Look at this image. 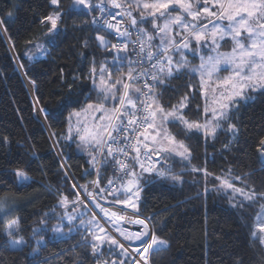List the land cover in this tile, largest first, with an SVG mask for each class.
I'll use <instances>...</instances> for the list:
<instances>
[{
	"label": "trees",
	"instance_id": "trees-1",
	"mask_svg": "<svg viewBox=\"0 0 264 264\" xmlns=\"http://www.w3.org/2000/svg\"><path fill=\"white\" fill-rule=\"evenodd\" d=\"M93 2L98 4L99 0ZM58 11L62 16L53 38L48 32L50 23L41 21ZM9 12L13 13L11 17ZM96 14L87 8H73V0H60L59 8L51 0H0V20L5 22L0 25V196L6 194L15 208L11 216H0V264H97L88 246L100 244L89 234L95 231L87 223L93 216L78 200L77 192L97 179V173L91 155L76 152L75 136L73 140L65 139L68 112L72 109L58 108L69 87L80 98L76 110L85 106L86 98L96 99L97 86L87 79L93 62L97 67L104 65L114 79L119 75L116 68L120 65L114 59L117 53L105 50L96 40L97 35H107L92 25ZM108 39L115 43L112 36ZM227 45L230 43L221 50L230 48ZM128 55L132 57L130 47ZM126 71L127 64L123 62L121 72ZM25 81L31 85L32 95ZM158 94L165 107L177 104L187 94V117L204 119L205 99L195 75L181 71L161 85ZM247 95L252 99L239 101L229 119L221 122L215 139L205 140L199 134L188 139L179 134L191 150V162L174 156L158 163L157 168L170 169L182 177L180 181L163 180L155 173L143 174L139 179L142 190L135 213L167 241L165 249L149 251L148 264H264V249L251 235L261 211L259 204L234 208L233 197L238 194L222 186V180H228L236 187L254 186L264 191V161L258 150L264 139V92ZM36 109L44 123L37 119ZM229 123L236 127L235 137ZM129 167L140 174L135 162ZM17 168L24 169L31 179L21 183L14 173ZM193 168L202 171H192ZM114 173L118 175L109 158L99 177L100 188L107 187ZM105 194L114 200L107 191ZM127 195L122 194L120 199ZM63 197H67V208L59 203ZM81 213L84 224L80 223ZM69 214L77 217L72 224L66 218ZM17 217L20 230L14 235L25 245L10 249L6 222ZM58 225L63 226L65 235L53 233V227ZM99 251L103 254L101 264L104 260L109 264L112 260L117 264L120 260L125 264L133 262L128 251L125 257L120 249L106 242Z\"/></svg>",
	"mask_w": 264,
	"mask_h": 264
},
{
	"label": "snow or ice",
	"instance_id": "snow-or-ice-1",
	"mask_svg": "<svg viewBox=\"0 0 264 264\" xmlns=\"http://www.w3.org/2000/svg\"><path fill=\"white\" fill-rule=\"evenodd\" d=\"M51 3L57 8L60 6V0H51ZM202 3L203 7L201 0H152V2L123 0V3L120 0H107V5L111 8L122 9L118 15L125 17L129 22V26L121 29L109 22L108 18H115L117 14L109 11L105 0H99L98 4L93 0H73V8L83 6L91 12L99 10L102 16L94 17L93 24L103 22L109 29L114 30L117 43H111L108 39L112 35L111 32L107 35H97L96 40L105 50H115L117 55L114 59L120 66L116 68L119 75L114 79L113 73L104 65L97 67L93 62L87 79L91 80L94 86L98 81L100 87L96 88V99L86 98L85 106L80 110H76L80 98L69 87L68 94L62 97L58 105L60 111L72 109L68 112V135L65 139L73 140L75 132V139L80 142V146L89 151L91 163L97 173V180L92 182L96 187H100L99 177L105 170L108 159H111L116 172L123 174V179L114 173V179H110L107 187L100 188V191H107L108 195L114 197L113 203L132 208L134 212L137 211L135 201L139 200L142 190L139 179L144 172H154L163 180L182 179L170 169L155 166L161 161L167 162L174 156L180 157L182 161L191 162V150L185 140L179 138L180 133L188 139L192 138L193 134L202 135L205 140L215 139L217 129L222 126L221 122L229 119V113L239 106V101L252 99L247 95L248 92H264V0H202ZM209 3L217 10L212 11L208 7ZM147 10H151L147 14L154 18L150 21L155 29L154 33L143 26ZM133 11L139 12V20L133 15ZM12 15V12L8 13L9 17ZM61 16L62 13L58 11L41 21L50 23L48 32L53 38L58 34L57 22ZM213 17L215 19H212ZM161 20L162 23L159 22ZM223 21L227 23H222ZM4 23L0 20V25ZM133 35L136 36L135 40L131 39ZM157 38L159 43L154 44L153 41ZM226 38H230L232 43L230 52L220 51L223 46L221 41H225ZM130 45L135 60L127 54ZM37 47L47 51L42 45ZM204 49H208V52L205 53ZM121 52L125 55H119ZM185 52L200 56L199 66L190 70L200 74L202 94L205 96L203 120L187 117L184 112L189 103L187 94L171 107H165L160 102L161 96L158 94L160 86L178 76L182 69L189 68ZM176 54H179V59H175ZM124 61H128L126 73L121 72ZM221 65L227 66L225 70L230 74L214 81L216 74L221 71ZM213 83L215 87L212 86ZM221 86H224L223 90L217 93L216 89ZM109 101L112 102L111 106L108 104ZM89 111L100 113L98 117L93 116L90 125L83 123L81 119L82 113ZM41 112L46 110L41 109ZM45 118H48L47 115ZM74 118L75 125L72 123ZM228 128L235 137L237 132L235 125L229 123ZM172 129H178V132ZM261 144L264 145V139L261 140ZM258 150L264 156V149ZM133 152L135 156L131 155ZM97 156L101 157L99 161ZM141 156L144 158L141 159ZM152 156L156 157L155 161L152 160ZM133 162L139 165L141 170L139 175L134 167H129ZM97 163L100 164L99 168L96 167ZM192 171L202 169L193 168ZM203 171L207 174L206 169ZM14 173L21 183L31 179L22 168L15 169ZM235 179L243 181L241 177ZM117 182H120L119 188L116 187ZM222 186L238 194L233 197L232 207L244 209L246 204L258 203L261 212L257 220H264V191H257L254 186L236 187L228 180H222ZM83 187L88 195H93L87 186ZM126 193L132 195L120 199V196ZM59 203L67 208V197L60 199ZM97 207L109 222L113 223L115 230L120 232L124 240L139 242L133 250L141 257L143 264H148L145 253H149L150 250L160 251L167 247V241L160 239L144 219L135 220V223L142 226V231L128 234L115 225V221L125 219L120 210L102 207L98 202ZM14 211L10 198L6 194L0 196V214L9 217ZM83 215L80 214L81 224L85 223ZM66 218L69 224L77 219L70 214ZM41 222L45 223L43 220ZM87 223L95 229L89 234L95 241L100 242L88 245L96 257L97 264H101L100 258L103 254L99 249L105 242L120 249L121 255L127 256L128 246L106 232L103 226L95 222V217ZM19 230V218L11 219L5 229V235L9 237V242L13 246L24 243L22 239L15 238L14 234ZM52 231L65 235L62 225L53 227ZM258 231L264 234V223H259ZM97 232L103 235H98ZM251 235L254 240L258 239L259 243L264 245V235L258 237L256 231ZM103 264H109V261L104 260ZM110 264H117V261L112 260ZM119 264H125V260H120ZM133 264H140V260H133Z\"/></svg>",
	"mask_w": 264,
	"mask_h": 264
},
{
	"label": "built area",
	"instance_id": "built-area-1",
	"mask_svg": "<svg viewBox=\"0 0 264 264\" xmlns=\"http://www.w3.org/2000/svg\"><path fill=\"white\" fill-rule=\"evenodd\" d=\"M106 5H107V3H106ZM107 6H108L110 12H112L114 14H117V15H115V18H111V17L108 18L110 23H112L114 25H117L121 29L125 28L126 26H129V22L127 21V19L125 17L121 16V15H118V13H120L122 11V9L111 8L110 5H107ZM101 16H102V14L99 12V10H97V14H96L95 17L99 18ZM92 25L95 26L96 28L106 32L107 34L111 32L112 33L111 36L115 39L116 33L114 32V30L109 29L107 27V24L101 22V23H98V24H93L92 23ZM131 39L135 40L136 36L133 35L131 37ZM117 42H118L117 39H115V43H117ZM129 47H130V51H131V54H132L131 45ZM132 57H133V60L136 59V57L133 54H132ZM143 151H144V149L142 148V152ZM143 158L144 157L141 156V159H143ZM152 160L155 161L156 157L152 156ZM157 165H158V163L155 166L157 167ZM143 174L152 175V174H154V172L153 173L144 172ZM117 176H120L121 179H123V174L122 173L118 172ZM129 179H131V178H129ZM95 180H97V179H93L92 181H89V182H87L84 185V186L88 187L89 191L91 193H93V195L92 196L88 195V193H86L84 191V188H83L82 191L77 189L78 197H79L78 200L83 202L88 207V209L97 216V218H98V220L100 222L104 221L105 223L107 222V223H109V224H111L113 226V223L109 222L108 218L104 215V213H102L100 211V208L97 207V202L102 207L109 208V209H112V210H120L121 214L125 215V219L123 221H115V225L118 226L125 233L131 234V233H135L137 231H142L143 230L142 226L137 224V223H135V220L137 218H139V219H144L147 223H148V221L144 217H142V216L138 215L137 213L133 212L131 209L125 208L122 204L113 203V200H111L105 194V191L101 192L100 191V187H96L92 183ZM116 185L120 187V182H117ZM91 202L95 204V207H93L91 205ZM148 225H149V223H148ZM149 227H150V225H149ZM150 229H151V227H150ZM124 244L128 246L127 251L132 256L133 260H140V264H143V260H141V257L137 254L136 251L133 250L134 247H136L139 244V242L136 243V244H127V243L124 242ZM148 254L149 253H145L144 255L148 257ZM132 264H133V262H132Z\"/></svg>",
	"mask_w": 264,
	"mask_h": 264
},
{
	"label": "rangeland",
	"instance_id": "rangeland-1",
	"mask_svg": "<svg viewBox=\"0 0 264 264\" xmlns=\"http://www.w3.org/2000/svg\"><path fill=\"white\" fill-rule=\"evenodd\" d=\"M120 2L121 3H123V0H120ZM147 2H152V0H147ZM107 3V0H105V4ZM80 7H82V8H84L83 6H77L76 8H80ZM201 7H203V3H202V0H201ZM208 7L212 10V11H216L217 9L216 8H212V5H211V3H209L208 4ZM148 11H151V10H147L146 12H145V17H146V22L144 23V27L149 31V32H155V29L153 28V25H152V23L150 22V21H152L154 18L152 17V16H150V15H148L147 14V12ZM170 11V10H169ZM175 14V13H174ZM133 15L134 16H136L137 18H138V20H139V12H137V11H133ZM157 15H159V13H157ZM212 19H215L214 17L212 18ZM160 23H162V20L161 21H159ZM204 22H207V21H204ZM219 22V21H218ZM222 23H227V21H223ZM177 39H179V37H177ZM227 42H229L230 43V46L229 45H227V48L228 47H230V48H228V49H225V50H221L220 49V51H222V52H230L231 51V47H232V43H231V40H230V38H226V40L225 41H221V44L223 45V47H226V44H227ZM153 43L154 44H157V43H159V40H158V38L156 39V40H154L153 41ZM193 43H195L194 41H193ZM205 53H207L208 52V49H204L203 50ZM128 54V53H127ZM120 55H125V53H121ZM185 55H186V58H187V60L189 61V68H186V69H182L181 71H185V72H187V73H189V74H191V75H195L198 79H199V81H200V83H201V79H200V74L198 73V72H192L190 69L192 68V67H198L199 66V64H200V56L199 55H193L192 54V52H185ZM175 59H179V54H176V56H175ZM124 63H126L127 64V69H128V61H124ZM227 66H224V65H221V71L219 72V73H217L216 74V76L214 77V81L216 80V79H222V78H224V77H226V76H228L229 74H230V72L229 71H227V70H225V68H226ZM127 72V71H126ZM125 72V73H126ZM96 86H97V88L98 87H100V85H99V82H97V84H96ZM213 87H215V83H213V85H212ZM223 87L224 86H221V87H218L217 89H216V91H217V93H219L220 91H222L223 90ZM203 95V94H202ZM208 95H209V98L211 97V88H209V90H208ZM203 97H204V99H205V96L203 95ZM108 104H109V106H111V104H112V102L111 101H109L108 102ZM100 115V113H92L91 111H89V112H87V113H82V117H81V119H82V121H83V123H85V124H91L92 123V121H93V116H96V117H98ZM211 114L209 113V116H210ZM73 125H75V123H76V120H75V118L73 119ZM73 136H75V132H73ZM76 152L78 153V154H89V151L87 150V149H85L83 146H80V142L76 139ZM261 149H264V145H261ZM260 157H261V159L264 161V156H262L261 155V152H260ZM157 167H158V165H157ZM119 188V187H118ZM134 190V189H133ZM127 194V193H126ZM129 194H131V193H128V195ZM10 202L13 204V200H10ZM136 202V204H137V201H135ZM91 205L93 206V207H95V204L94 203H92L91 202ZM127 209H131L132 211H133V209L132 208H127ZM89 211V210H88ZM261 212V211H260ZM91 213V212H90ZM99 214V213H98ZM3 214H0V216H2ZM91 215L93 216V214L91 213ZM91 216V217H92ZM94 217V216H93ZM93 219V218H92ZM92 219H90L89 218V220H92ZM10 222V219L6 222V227H7V225H8V223ZM103 222V224L104 225H106L117 237H118V235H117V233L119 234V236L122 238L123 236H121L120 235V233H119V231H116L115 230V228L111 225V224H109V223H105L104 221H102ZM259 223H264V220H261V221H258L257 220V218H256V221H255V228H254V230L257 232V235L258 236H261V235H264V234H261L259 231H258V225H259ZM100 224V223H99ZM101 225V224H100ZM102 226V225H101ZM16 234V233H15ZM15 238H17V239H21L20 237H15ZM23 240V239H22ZM7 241H8V247L10 248V249H19V248H21L23 245H25V241H24V243L22 244V245H18V246H13L10 242H9V237L7 238ZM126 243H128V244H136V243H138V241H128V242H126ZM262 247H263V249H264V245H262Z\"/></svg>",
	"mask_w": 264,
	"mask_h": 264
},
{
	"label": "water",
	"instance_id": "water-1",
	"mask_svg": "<svg viewBox=\"0 0 264 264\" xmlns=\"http://www.w3.org/2000/svg\"><path fill=\"white\" fill-rule=\"evenodd\" d=\"M25 83H26V86H27V88H28V90H29V92H30V94L32 95V87H31V85L27 82V81H25ZM39 114V115H38ZM36 116H37V119L39 120V121H41L42 123H44L43 122V118H42V116H41V114H40V112H39V110L38 109H36ZM91 212V211H90ZM92 213V212H91ZM93 214V216L98 220V218H97V216L94 214V213H92ZM98 222L105 228V230L107 231V232H109L110 233V235H112L113 237H115V238H118L106 225H104L103 224V222H100L99 220H98ZM118 240L120 241V242H122L123 243V241L122 240H120L119 238H118Z\"/></svg>",
	"mask_w": 264,
	"mask_h": 264
},
{
	"label": "clouds",
	"instance_id": "clouds-1",
	"mask_svg": "<svg viewBox=\"0 0 264 264\" xmlns=\"http://www.w3.org/2000/svg\"><path fill=\"white\" fill-rule=\"evenodd\" d=\"M119 238V237H118ZM120 239V238H119ZM121 240V239H120ZM124 243V242H123Z\"/></svg>",
	"mask_w": 264,
	"mask_h": 264
},
{
	"label": "crops",
	"instance_id": "crops-1",
	"mask_svg": "<svg viewBox=\"0 0 264 264\" xmlns=\"http://www.w3.org/2000/svg\"><path fill=\"white\" fill-rule=\"evenodd\" d=\"M128 194V193H127ZM132 195V194H131Z\"/></svg>",
	"mask_w": 264,
	"mask_h": 264
},
{
	"label": "bare ground",
	"instance_id": "bare-ground-1",
	"mask_svg": "<svg viewBox=\"0 0 264 264\" xmlns=\"http://www.w3.org/2000/svg\"><path fill=\"white\" fill-rule=\"evenodd\" d=\"M39 115V114H38Z\"/></svg>",
	"mask_w": 264,
	"mask_h": 264
}]
</instances>
